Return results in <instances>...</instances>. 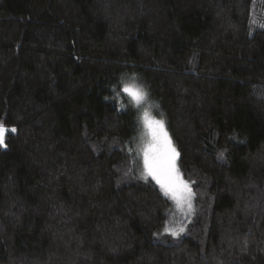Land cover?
Here are the masks:
<instances>
[{
    "label": "trees",
    "instance_id": "16d2710c",
    "mask_svg": "<svg viewBox=\"0 0 264 264\" xmlns=\"http://www.w3.org/2000/svg\"><path fill=\"white\" fill-rule=\"evenodd\" d=\"M125 84L192 190L178 237ZM0 122V264H264V0H0Z\"/></svg>",
    "mask_w": 264,
    "mask_h": 264
},
{
    "label": "snow or ice",
    "instance_id": "6c2138e0",
    "mask_svg": "<svg viewBox=\"0 0 264 264\" xmlns=\"http://www.w3.org/2000/svg\"><path fill=\"white\" fill-rule=\"evenodd\" d=\"M139 107L147 97V93L136 85L125 84L121 89ZM144 129L150 138L149 143L143 150L144 175L151 177L160 189L175 202L178 210L185 207L191 209L192 190L182 179L179 169L176 167L178 153L169 138L162 120L151 117L145 110L141 117ZM15 127L8 128L0 122V146L6 147V137L10 133H16ZM223 156V153H221ZM165 231L176 237L183 232V227L172 230L167 226Z\"/></svg>",
    "mask_w": 264,
    "mask_h": 264
},
{
    "label": "rangeland",
    "instance_id": "374dc122",
    "mask_svg": "<svg viewBox=\"0 0 264 264\" xmlns=\"http://www.w3.org/2000/svg\"><path fill=\"white\" fill-rule=\"evenodd\" d=\"M135 107L137 109L136 111H137V115H138V133H139V135L137 137V142H135L136 146H133L134 149H135L134 155L136 157V164L138 166H137V168H134V163L132 162L133 163V170L137 169L138 172H140L142 174L141 177H146L144 175L143 150L147 146V144L149 143L150 138L148 137V135H147V133H146V131L144 129V126H143L141 117H142L143 112L145 110H147L149 112V114H150L151 117H155L156 119H159V120H162V121H163V118L162 117H159L154 112L153 108H152V110L151 109L149 110V107L147 105H145L144 103L141 104L139 107H137V106H135ZM170 140H171V138H170ZM171 142H172V140H171ZM172 145L174 146L173 142H172ZM130 155H131V153H130ZM176 167H177V162H176ZM179 174H180V172H179ZM146 178L151 179L157 185V183L155 182V180H153L151 177H146ZM182 179H183V177H182ZM184 181L189 185V183L186 180H184ZM157 186L160 189L159 185H157ZM160 191H161V193L163 195H165L164 192L161 189H160ZM166 197L171 202L170 207L167 209V214H168V220H167V222H168V225H169L170 222H173L174 223V225H173L174 228L173 229L171 228L172 230H175V229H178L180 227H183L184 231L181 232V233H179L178 236H180L182 234H185L188 225L192 222L193 217H194L195 210H194V198H193V195H192V199H191V209L189 210V209H187V207H185L183 211L178 210L175 202L172 201L168 196H166ZM166 235L168 237H173L172 235H170L168 233ZM178 236H176V237H178ZM158 237L160 238V236H158Z\"/></svg>",
    "mask_w": 264,
    "mask_h": 264
}]
</instances>
